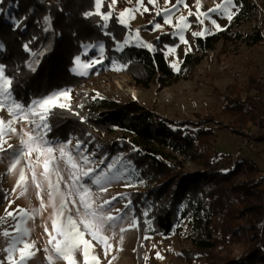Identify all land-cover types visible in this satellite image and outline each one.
Masks as SVG:
<instances>
[{"label":"rangeland","instance_id":"obj_1","mask_svg":"<svg viewBox=\"0 0 264 264\" xmlns=\"http://www.w3.org/2000/svg\"><path fill=\"white\" fill-rule=\"evenodd\" d=\"M252 2L256 5L255 10L250 16L241 19H234L237 12L231 21L223 15L212 13L211 17L222 29L217 30L208 19L200 14L215 7L216 4L221 3V0H200L199 8L196 0H184V4L179 5L176 0H168L167 4L165 0H154L152 4H149L148 0H143L139 9L133 12L134 18H129L128 14H125L126 23L123 26L131 28L126 34L130 42L122 50H117L115 45L114 49L120 55L110 58H106L104 53L101 56L97 50H90L88 55L101 59L102 63L97 64L87 75L82 76L79 85L61 88L71 90L70 100L66 102L71 105L72 109L75 108L73 110L75 112L76 108L83 110L82 112L88 110L96 112L97 109H101L99 106L104 101L133 103L139 106L142 112L148 114L154 126L163 124L173 130L179 126V122L184 120L190 121L186 126L191 128L199 126L196 124V113H205L206 106L220 108V95L228 88L244 91L250 77L260 78L259 82L263 90L258 92V96L264 99V0H252ZM106 3L108 7L111 6L108 9L115 12L117 17L126 8H137L136 0H122L121 3L119 0L115 3L113 0H106ZM173 5H176V8L170 13L172 24H165L163 14L157 15L156 13L165 8H171ZM145 7L148 11H144ZM237 7L239 8L238 5ZM151 11L154 12V18L161 16L162 20L151 21V28H139L138 26L144 23V13ZM232 11L235 12L236 9L233 8ZM189 12L193 15H189ZM197 15H200L203 23L197 20ZM180 16H185L188 20L187 26L182 31L173 26ZM157 23L161 25L160 28L155 27ZM202 29L209 33L206 35L218 36L214 48L206 51L198 49L195 43V38L198 36H193L192 33L200 32ZM167 30H170L172 36L177 38L174 45H165L163 49L164 58L172 67L173 75L166 77L157 72L146 83H138L126 71L124 48L136 46L153 52L155 47L150 43V37L158 36ZM255 31L262 36L260 43H253L247 37ZM180 35L184 36L187 43L181 41ZM147 45H151V48ZM173 65L176 67L174 68ZM0 116H3L5 120L9 118L7 110L0 111ZM204 125L216 128V125L220 123L211 122L204 123ZM16 127L19 128L21 125L17 124ZM111 128L107 131L94 130L93 133L85 135L88 137L85 140L72 132L64 140H72L73 143L69 147L72 148L74 155L87 152L89 157L87 167L95 169L96 174L103 173L111 178L103 185L106 191H101L97 186L92 188L97 196V203L110 200L111 203L105 205L106 210L122 218L117 220L118 226L113 232L108 233L111 237L110 243L113 245L108 256L105 257L103 250H99L102 264H108L109 261L111 264H136V246L139 239H143L144 247L142 264H186L182 250L191 248L192 238L201 233L200 223L206 218L204 209L200 203H195L188 211L183 203L179 206L176 220L168 234L154 231L149 216L151 206L144 193L154 188L157 181L153 178H144L126 154L129 149L142 152L152 148L158 158L174 165L178 172H197L208 169V166L205 165L198 149L193 145L185 146L172 142L169 136L166 137L165 144L149 142L116 126ZM241 130L244 132L242 135L234 134L226 129H216L218 139L215 147L218 156L215 158V161L217 160L215 168L227 170L239 156L249 157L264 168V142L256 140V137L263 131L262 128L250 126L243 127ZM248 138L254 141V148L248 149L246 145L242 147L243 140L245 142ZM5 139L11 144L18 143V139L11 135ZM50 140L63 141L57 137L50 138ZM77 140L82 142L79 150L74 147ZM112 143H116L119 149L112 151L107 148ZM123 144L129 148L122 147ZM235 149H237L236 159L232 161L231 152ZM0 184L5 191V203L0 207V217L5 216L6 209L16 217V220L9 217L7 223L0 224V232L7 229L15 235V229L11 225L17 220H23V227L30 229L25 239L29 242L35 241L33 251H36V256L28 264H47L45 257L48 253L44 251V248L48 234L44 232L42 225L47 224L49 228L51 227L49 217L53 211L52 207L49 205L43 210L33 212L34 209H40V200L35 195L36 189L33 187L26 196L20 195L19 188L13 191L15 176L7 173V161L0 163ZM42 195L47 204L46 188ZM134 195L138 201L142 198L143 206L141 202H136ZM137 211L141 212V216L136 215ZM25 212L28 216L24 215ZM29 216L32 218L29 219ZM140 220H142L141 233L139 231ZM120 228H124L125 231L121 233ZM7 239L0 235V264H9L7 254L3 251L7 247ZM241 249L242 244H237L231 248V254L238 255ZM226 251L222 252L226 253ZM13 258L18 260L19 252L14 253ZM77 259L82 264V257L78 256ZM202 263L203 257L196 255L193 264ZM52 264H65V261L54 259Z\"/></svg>","mask_w":264,"mask_h":264},{"label":"trees","instance_id":"obj_2","mask_svg":"<svg viewBox=\"0 0 264 264\" xmlns=\"http://www.w3.org/2000/svg\"><path fill=\"white\" fill-rule=\"evenodd\" d=\"M119 1L121 3L122 0ZM236 5L239 11L234 19L248 17L256 8L252 0H236ZM0 8L4 10L0 13V43L4 44L0 63L6 66V74L15 78L13 94L18 101L25 103L55 89L80 84L82 76L72 74L70 69L73 58L82 51L81 43L102 42L104 56L110 58L120 55L114 49L116 41L122 42L131 29L118 22L115 12H112L113 17L106 29L101 27L100 17H85L83 13L93 11L94 0H3ZM108 8L105 3L101 10L107 12ZM46 15L52 21V30L47 33L43 31V17ZM143 16L144 23L138 26L141 29L151 28L153 20H162L161 16L154 18L152 11L145 12ZM11 17L22 20L20 28L15 27ZM33 36L37 39L31 44L32 51L51 45V50L40 58L35 72L27 68L26 62L31 55L23 48V44ZM247 37L253 43H260L262 39L258 31ZM149 41L155 47L153 52L136 46H127L123 50L126 71L141 84L157 72L166 77L174 73L164 58L163 49L165 45H174L177 38L167 30L150 37ZM217 41L215 34L195 38L201 51L214 48ZM259 81V77H250L244 91L236 88L225 90L220 95V108L206 106L205 113L195 114L199 125L195 128L186 126L190 123L187 120L179 122L173 130L163 124L154 126L139 106L104 101L96 112H82L77 108L76 112L73 111L75 108L58 110L48 138L57 137L64 141L69 133L74 132L85 140L88 138L85 135L94 130L107 131L116 126L149 142L165 144L169 136L172 142L195 146L208 169L178 172L174 165L158 158L152 148L142 152L129 149L127 152V158L144 178L157 181L154 188L144 193L151 206L152 229L168 234L181 204L185 203V209L190 211L195 203H200L206 218L200 223L201 233L192 238L193 246L182 250L186 264H193L196 255L203 257L202 264H264V168L245 156H239L227 170L215 168L218 156L216 129L242 135L243 127L258 126L263 131L256 140L264 142V99L258 96V92L263 90ZM211 122H219L220 125L216 128L204 125ZM122 147L129 148L126 144ZM107 148L112 151L119 149L116 143ZM141 199L138 201L137 198L136 202L143 206ZM4 203L5 191L0 184V207ZM136 215L141 216V212L137 211ZM139 231L142 232V220ZM142 242L143 239L137 242L136 264H142L144 260ZM237 244H242V249L238 255L231 254V248ZM224 250L226 253L222 252Z\"/></svg>","mask_w":264,"mask_h":264},{"label":"snow or ice","instance_id":"obj_3","mask_svg":"<svg viewBox=\"0 0 264 264\" xmlns=\"http://www.w3.org/2000/svg\"><path fill=\"white\" fill-rule=\"evenodd\" d=\"M115 2L116 0H113V3ZM136 2V9L126 8L116 17L120 24L126 23L125 14H128L129 18H134L133 12L139 9L143 0H136ZM165 2L167 4L168 0ZM0 3H3V0H0ZM105 3L106 0H94L95 10L85 12L83 15L85 17H100V20L103 21L101 27L106 29L113 13L111 10L101 11ZM148 3H154V0H148ZM176 3L177 5L184 4V0H176ZM196 3L199 8L200 0H196ZM110 8L111 6H109ZM175 8L176 5H173L171 8L157 11L156 14H163L164 23L172 24L170 13ZM233 8L236 9L235 12L232 11ZM3 11L0 8V13ZM144 11H148V9L145 7ZM238 11L236 0H221V3L200 15L208 19L217 30H222L211 14L223 15L231 21ZM189 15H193V13L189 12ZM200 15H197V20H200ZM11 20L16 28L21 27L22 20L15 17H11ZM200 22L203 23V20ZM43 24L45 25L44 32L52 30L50 16L43 17ZM187 24V17L180 16L173 26L182 31ZM155 27L160 28L161 25L157 23ZM206 34L209 33L205 29L192 33L193 36ZM105 35L111 36V33L105 32ZM36 39L37 37L33 36L30 41L23 44L24 50L31 55V59L26 62V66L31 72L37 70L41 62L40 58L51 50V45H48L32 51L31 44ZM180 39L187 43L183 35H180ZM129 42L127 36L122 43L116 41L117 50H122ZM80 47L82 51L73 58V67L70 71L75 75L85 76L97 64L102 63L101 59L90 57L89 51L97 50L103 56L104 45L99 42H91L81 43ZM147 47L151 48V45H147ZM3 50L4 44L0 43V51ZM173 67L175 68L176 65ZM14 83L15 78L7 75L6 66L0 63V111L7 110L9 117L5 120L3 116H0V163L7 161V173L15 176L13 191L19 188L20 195L26 196L33 187L36 189L35 195L40 200V209H34V213L49 205L53 209L49 217L51 227L49 228L47 224L42 225L44 232L48 234L44 248L48 255L45 260L47 264H52L54 259H63L65 264H81V261L77 259L79 256L82 257V264H102L99 250L102 249L104 256H108L113 247L108 233L113 232L118 226L117 220L122 218L106 210L105 205L110 204V200L97 203V196L92 188L97 186L101 191H106L103 185L111 178L103 173L96 174L95 169L87 167L89 157L86 151L74 155L72 148L69 147L73 143L71 139L58 141L48 138L49 133L52 132V120L57 116L58 110H72L71 105L66 102L70 100L71 90L55 89L25 103L18 101L13 94ZM77 115L79 114L77 113ZM17 124H20L21 127L17 128ZM9 135L16 137L18 143H8L5 138ZM74 147L76 150L81 149L82 142L77 140ZM45 188L47 204L42 195ZM113 199L115 198L113 197ZM5 213V216L0 217V224L7 223L9 217L16 220L12 212L6 209ZM24 215L28 216V213L25 212ZM23 224V220H17L11 225L15 229V235L7 229L0 232V235L8 238L7 247L3 251L7 254L9 264H28L36 256V251H33L35 241L29 242L25 239L29 235L30 229L23 227ZM124 231V228H120L121 233ZM120 239L122 240L123 237L121 236ZM16 252H19L18 260L13 258V254ZM108 264H111V261Z\"/></svg>","mask_w":264,"mask_h":264},{"label":"built area","instance_id":"obj_4","mask_svg":"<svg viewBox=\"0 0 264 264\" xmlns=\"http://www.w3.org/2000/svg\"><path fill=\"white\" fill-rule=\"evenodd\" d=\"M245 142H247V143H245ZM244 142V140H243V145H242V147H244V145H246L247 147L246 148H248V149H251V148H254V145H255V143H254V141L251 139V138H248L246 141ZM241 147V146H240ZM237 151V149H235L233 152H231L232 153V157H231V160L232 161H235V159H236V152Z\"/></svg>","mask_w":264,"mask_h":264},{"label":"bare ground","instance_id":"obj_5","mask_svg":"<svg viewBox=\"0 0 264 264\" xmlns=\"http://www.w3.org/2000/svg\"><path fill=\"white\" fill-rule=\"evenodd\" d=\"M8 179H10V178H8Z\"/></svg>","mask_w":264,"mask_h":264}]
</instances>
